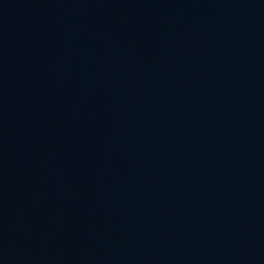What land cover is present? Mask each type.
Returning <instances> with one entry per match:
<instances>
[{
  "label": "water",
  "instance_id": "obj_1",
  "mask_svg": "<svg viewBox=\"0 0 264 264\" xmlns=\"http://www.w3.org/2000/svg\"><path fill=\"white\" fill-rule=\"evenodd\" d=\"M0 264H264V0H0Z\"/></svg>",
  "mask_w": 264,
  "mask_h": 264
}]
</instances>
